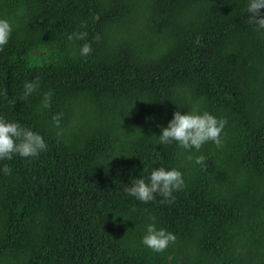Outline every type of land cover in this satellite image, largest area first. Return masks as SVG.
Segmentation results:
<instances>
[{
	"label": "trees",
	"instance_id": "trees-1",
	"mask_svg": "<svg viewBox=\"0 0 264 264\" xmlns=\"http://www.w3.org/2000/svg\"><path fill=\"white\" fill-rule=\"evenodd\" d=\"M246 3L0 0L14 24L0 115L46 141L0 160V264H264V30ZM193 108L226 121L222 143L158 145L173 112ZM161 165L183 174L174 200L124 192ZM152 217L176 237L162 252L141 243Z\"/></svg>",
	"mask_w": 264,
	"mask_h": 264
},
{
	"label": "clouds",
	"instance_id": "clouds-1",
	"mask_svg": "<svg viewBox=\"0 0 264 264\" xmlns=\"http://www.w3.org/2000/svg\"><path fill=\"white\" fill-rule=\"evenodd\" d=\"M264 0H247L245 11L247 22L257 30H264ZM14 31L12 21L0 16V50L8 45ZM87 34L85 32H73L69 34V40H82ZM99 37H93L98 39ZM92 51L91 44L85 41L79 47V55L87 57ZM39 87L38 78L26 80L23 83L22 97L27 98ZM50 92L43 95L42 106H50ZM53 122L58 123L53 117ZM226 121L208 111H200L195 108L187 111L175 110L167 125L162 127L157 137L158 145L172 144L183 149L199 150L201 146L211 141L219 146L222 143L221 134ZM46 149V141L41 133L26 127L17 120H9L0 115V160L8 161L14 156L34 158ZM203 157L197 156L195 162L200 164ZM0 172L5 175L11 173L7 163L0 165ZM183 174L178 168H166L163 165L153 168L146 176H137L124 185V192L141 202L153 201L156 195H160L162 203L170 202L175 197L174 191L184 187ZM153 222L145 224V231L141 237V243L154 252L164 251L168 245L175 240V234L163 227H157L155 218Z\"/></svg>",
	"mask_w": 264,
	"mask_h": 264
}]
</instances>
